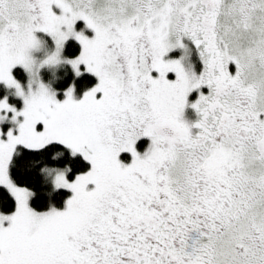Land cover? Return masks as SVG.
Instances as JSON below:
<instances>
[{
  "label": "snow or ice",
  "instance_id": "1",
  "mask_svg": "<svg viewBox=\"0 0 264 264\" xmlns=\"http://www.w3.org/2000/svg\"><path fill=\"white\" fill-rule=\"evenodd\" d=\"M60 65L97 83L58 99ZM0 85V264H264V0H0ZM50 149L90 167L38 169L71 196L37 210L12 171Z\"/></svg>",
  "mask_w": 264,
  "mask_h": 264
},
{
  "label": "trees",
  "instance_id": "2",
  "mask_svg": "<svg viewBox=\"0 0 264 264\" xmlns=\"http://www.w3.org/2000/svg\"><path fill=\"white\" fill-rule=\"evenodd\" d=\"M79 44L72 40L66 46L64 50V55L72 57L79 53ZM14 73L17 77L21 79L26 78V73L22 68L17 67L14 69ZM42 78L46 83L50 84L51 87L58 90L59 93L64 90L66 85L73 82L77 83V91L82 92L86 88L93 86L96 83V78L91 74L84 73L82 77H75L72 73L71 67L69 65H60L53 70H42ZM3 95H9L10 99L16 101L18 104L21 103L19 98H16L12 92L8 89H5L3 85H0V97ZM57 153L54 149H50L49 153L43 154L41 156H22L20 161L21 165H28L29 170L31 171L30 175H23L20 170L14 169L12 175L17 182L23 183L28 181L29 185L33 188V191L37 192L38 195L35 196L31 201V205L37 210H44L47 208L48 201L51 204H55L57 207L63 206V201L68 198L71 192L66 190H61L58 194L55 195V192L51 189V179L46 177L43 172L38 173V169L45 167L54 168V167H65L74 168V172L70 173V177L73 178L77 171H87L90 167L88 162L84 161L82 157L76 158V163H71V160L74 159L70 155L63 154L59 155L57 159H52L53 154ZM39 175L41 177H39ZM14 207V202L11 205L5 207V211L11 210Z\"/></svg>",
  "mask_w": 264,
  "mask_h": 264
},
{
  "label": "rangeland",
  "instance_id": "3",
  "mask_svg": "<svg viewBox=\"0 0 264 264\" xmlns=\"http://www.w3.org/2000/svg\"><path fill=\"white\" fill-rule=\"evenodd\" d=\"M77 30H83L84 32H85V34L86 35H88L89 37H91L92 36V33H91V31L90 30H88L87 28H86V26H85V24H84V22L83 21H79L78 23H77ZM39 36H43V34H38ZM44 39L47 41H42V44H41V49H40V51L38 52V53H36L38 56H43V55H45L48 51H50V49L49 48H51V47H53L52 46V44H51V40H50V38H48V37H44ZM177 52V53H176ZM79 54V53H78ZM77 54V55H78ZM182 53H181V50H175V51H173L172 53H170L169 55H170V57H172V58H178L180 55H181ZM187 63H188V61H187ZM19 67V66H18ZM55 68H57V67H53V68H46V69H43V70H53V69H55ZM14 75H15V73H14ZM18 79H20L21 80V82L22 83H24L25 85H26V83H27V74H26V78L25 79H21V78H19V77H17ZM174 78V77H173ZM41 79L44 81V79L42 78V71H41ZM45 83H46V81H44ZM96 83H97V81H96ZM95 85V84H94ZM93 85V86H94ZM92 87V86H91ZM53 88V87H52ZM88 88H90V87H88ZM88 88H86L84 91H86V90H88ZM54 89V88H53ZM56 90V89H55ZM11 92H12V90H10ZM57 91V93H58V99H63V90H62V92L61 93H59V91L58 90H56ZM84 91H82V92H78V96H82V94H83V92ZM17 98V97H16ZM9 99H10V96H9ZM10 102H12V103H14L16 106H17V108H20V107H22V100H21V103L20 104H18L16 101H14V100H12V99H10ZM185 114H186V112H185ZM190 114V113H189ZM188 114V112H187V115H189ZM140 142H142L143 143V148H139V146H137V144H136V148L138 149V152H140V153H143L145 150H146V148H147V146H148V142L146 143L145 141H140ZM139 143V142H138ZM140 147H142V146H140ZM130 154H128V153H122V156L125 158L126 156L128 157ZM119 159H120V157H119ZM122 161V160H121ZM123 163H125V164H127L126 162H124V161H122ZM54 168H60V167H54ZM63 168H65V167H63ZM74 178V177H73ZM71 196V193H70V195L68 196V197H70ZM63 207V206H62ZM62 207H58V208H62Z\"/></svg>",
  "mask_w": 264,
  "mask_h": 264
},
{
  "label": "flooded vegetation",
  "instance_id": "4",
  "mask_svg": "<svg viewBox=\"0 0 264 264\" xmlns=\"http://www.w3.org/2000/svg\"><path fill=\"white\" fill-rule=\"evenodd\" d=\"M189 44H190V42H189ZM190 46L193 48V51H192V53L189 54L187 61H188L189 64H191V65L193 66L194 71H196L197 73H199V72L201 71V69H202V63L200 62V59H199L198 53L196 52L194 46H192L191 44H190ZM176 53H177V52H176ZM230 68H231L232 70H234V66H230ZM201 90L204 91L205 93L207 92V89H206V88L201 89ZM197 96H198V93L194 91V92L190 95V97H189V102H190V103H191V102H194L195 99L197 98ZM185 112H186V114H185V118H186V119H188V120H195V119H196V114H195V112H194L193 109H191V108H186ZM187 112H188V114H189V113H190V114L187 115ZM142 140L145 141L146 143L148 142V145H149L150 140H149L148 138H141V139L138 141L139 143L137 142V146H139V148H143V143L140 142V141H142ZM140 146H142V147H140ZM137 151H138V149H137ZM141 154H142V153H141ZM120 160H122V161H124V162H126V163H130V161H131V156L129 155L128 157L126 156V157L124 158V157L122 156V154H121V156H120Z\"/></svg>",
  "mask_w": 264,
  "mask_h": 264
},
{
  "label": "clouds",
  "instance_id": "5",
  "mask_svg": "<svg viewBox=\"0 0 264 264\" xmlns=\"http://www.w3.org/2000/svg\"><path fill=\"white\" fill-rule=\"evenodd\" d=\"M59 155H61V154H58V153L53 154L52 159H57ZM66 168L69 169V170L71 169V168L68 167V166H66ZM42 169H43V168H42Z\"/></svg>",
  "mask_w": 264,
  "mask_h": 264
}]
</instances>
